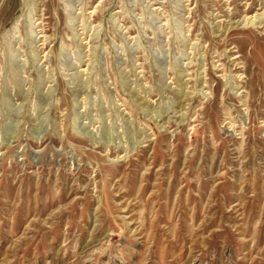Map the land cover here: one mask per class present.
Here are the masks:
<instances>
[{"label":"rangeland","instance_id":"obj_1","mask_svg":"<svg viewBox=\"0 0 264 264\" xmlns=\"http://www.w3.org/2000/svg\"><path fill=\"white\" fill-rule=\"evenodd\" d=\"M0 264H264V0H0Z\"/></svg>","mask_w":264,"mask_h":264}]
</instances>
